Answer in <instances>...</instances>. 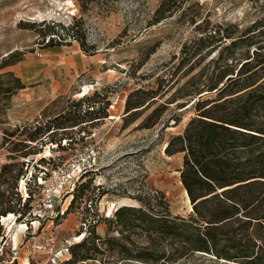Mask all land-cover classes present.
Wrapping results in <instances>:
<instances>
[{
	"label": "trees",
	"instance_id": "obj_1",
	"mask_svg": "<svg viewBox=\"0 0 264 264\" xmlns=\"http://www.w3.org/2000/svg\"><path fill=\"white\" fill-rule=\"evenodd\" d=\"M77 1L82 13L94 8L103 14L111 11V0ZM169 17L190 25L194 34L182 43L178 56L167 63L154 85L128 93L121 128L137 120V129L151 128L172 106L162 125L165 129L179 124L181 111H193L183 130L170 136L164 147L168 156L182 154L179 179L192 209L187 216L173 214L164 192L143 184L135 193H124L135 203L116 207L110 216L101 217L95 207L96 218L86 223L82 240L67 248L70 255L62 264H176L193 256L264 264V14L245 25L214 23L199 0H159L148 25ZM40 25L38 38L44 47L75 40L84 54L97 52V44L87 38L82 18H73L67 25L43 20ZM23 54L8 52L0 60V70L21 61ZM25 87L12 70L0 72V106L8 109L13 95ZM63 98L67 104L47 115ZM162 98L165 100L158 103ZM108 105L107 96L97 90L78 100L58 96L42 110L40 120L24 124L19 133L23 138L14 143L8 158L41 153L37 145L46 140L60 146L61 138H54L57 133L65 146L72 140L64 137L68 127L82 130L85 125L97 124L108 116ZM3 133L4 140L15 134ZM45 159L41 156L37 162ZM11 166H0V217L11 212L18 222L28 212L29 208L21 210L31 199L25 181L38 179L42 185L39 178L44 179L47 173H20L26 196L17 198L18 204L23 198L22 208L15 209L5 204V175ZM90 171H81L67 192L72 195L63 215L84 198L90 178L77 183ZM17 177L13 176L12 188L17 187ZM85 198L91 207L92 197ZM100 222L107 225L104 236L96 232ZM0 237L1 242V230Z\"/></svg>",
	"mask_w": 264,
	"mask_h": 264
},
{
	"label": "rangeland",
	"instance_id": "obj_2",
	"mask_svg": "<svg viewBox=\"0 0 264 264\" xmlns=\"http://www.w3.org/2000/svg\"><path fill=\"white\" fill-rule=\"evenodd\" d=\"M199 1L214 23L232 21L245 25L264 14V0ZM158 3L159 0H111V11L103 14L97 8L82 13L77 0H0V60L13 50L24 52L21 61L0 72L12 70L26 84L13 95L8 109L0 106V166L12 164L5 175V204L21 209L23 198L19 204L17 198L26 196L25 188L31 195L21 212L29 210L20 221H15L12 214L0 217L4 236L0 242V264H62L70 255L67 248L82 240L86 223L96 218L95 207L101 217L110 216L123 203H135L124 193H135L143 184L163 191L173 214L187 216L191 211L179 179L182 154L168 156L164 145L170 136L183 130L193 111H181L179 124L165 129L162 125L172 106L151 128L137 129L140 120L121 128L128 93L154 85L157 77L163 76L167 63L178 56L182 43L194 34L190 25L176 22L173 17L148 25ZM73 18L83 19L88 40L98 47L94 55L84 54L75 40L52 47H44L39 40L43 20L67 25ZM94 90L109 100L108 116L102 121L85 125L82 130L68 127L64 137L72 140L65 146L64 138L57 133L54 138H61L60 146L46 140L37 145L41 153L8 158L14 143L23 138L19 133L24 124L40 120L42 110L52 100L58 96L78 100ZM66 104L67 100L61 99L47 115ZM4 130L15 134L4 140ZM44 155L47 159L39 164L38 159ZM84 169L92 171L77 184L90 178L89 189L63 215L72 195L67 192ZM39 170H44L39 175L47 173L44 179L39 178L42 185L38 179L25 181L26 186L22 183L21 172ZM16 174L17 187L12 188ZM85 196L92 197L91 207ZM96 232L104 236L107 225L98 223ZM176 264L238 263L193 256Z\"/></svg>",
	"mask_w": 264,
	"mask_h": 264
},
{
	"label": "bare ground",
	"instance_id": "obj_3",
	"mask_svg": "<svg viewBox=\"0 0 264 264\" xmlns=\"http://www.w3.org/2000/svg\"><path fill=\"white\" fill-rule=\"evenodd\" d=\"M164 147H165V145H164ZM183 193L185 194V198H186L187 202H189L188 196H187L186 191L184 189H183ZM189 209L190 210L192 209L191 204H189ZM3 217H5V216L3 215ZM76 238L77 239H80L79 236H76Z\"/></svg>",
	"mask_w": 264,
	"mask_h": 264
},
{
	"label": "built area",
	"instance_id": "obj_4",
	"mask_svg": "<svg viewBox=\"0 0 264 264\" xmlns=\"http://www.w3.org/2000/svg\"><path fill=\"white\" fill-rule=\"evenodd\" d=\"M92 153H94V151L92 150Z\"/></svg>",
	"mask_w": 264,
	"mask_h": 264
},
{
	"label": "water",
	"instance_id": "obj_5",
	"mask_svg": "<svg viewBox=\"0 0 264 264\" xmlns=\"http://www.w3.org/2000/svg\"><path fill=\"white\" fill-rule=\"evenodd\" d=\"M122 205H126V204L123 203Z\"/></svg>",
	"mask_w": 264,
	"mask_h": 264
},
{
	"label": "crops",
	"instance_id": "obj_6",
	"mask_svg": "<svg viewBox=\"0 0 264 264\" xmlns=\"http://www.w3.org/2000/svg\"><path fill=\"white\" fill-rule=\"evenodd\" d=\"M22 90V89H21Z\"/></svg>",
	"mask_w": 264,
	"mask_h": 264
}]
</instances>
